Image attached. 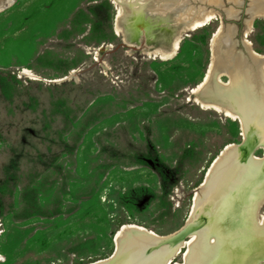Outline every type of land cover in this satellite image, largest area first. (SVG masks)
<instances>
[{"label": "rangeland", "instance_id": "rangeland-1", "mask_svg": "<svg viewBox=\"0 0 264 264\" xmlns=\"http://www.w3.org/2000/svg\"><path fill=\"white\" fill-rule=\"evenodd\" d=\"M252 1L173 0L191 15L220 17L195 31L183 28L167 58L148 55L144 38L129 46L115 34L112 0H14L0 11V264H90L111 257L116 242H144L122 232L125 225L161 237L184 227L214 159L228 144L243 142L238 121L201 106L200 93H193L210 65L220 20L259 98L260 63L242 36ZM165 30V38L177 32ZM248 39L264 55V18L252 21ZM254 127L260 145L248 157L256 175L247 190L248 213L264 196L258 172L264 123L253 120ZM222 195L225 203L232 189ZM214 212L196 210L193 224L204 217L200 249L190 235L197 230L190 229L168 245L167 256L159 258L161 249L153 248L129 264H163L170 257L184 264L189 244V264L207 258L210 234L244 226L238 213L223 222ZM251 246L248 264H264V243ZM221 258L234 261L229 254Z\"/></svg>", "mask_w": 264, "mask_h": 264}, {"label": "bare ground", "instance_id": "bare-ground-1", "mask_svg": "<svg viewBox=\"0 0 264 264\" xmlns=\"http://www.w3.org/2000/svg\"><path fill=\"white\" fill-rule=\"evenodd\" d=\"M209 1L219 2L220 0ZM228 1L236 3L238 0ZM13 2L14 0H0V11ZM252 2L253 4L248 10L251 18L243 30L242 36L243 45L247 52L253 60L260 63L262 82L259 98L254 96L255 88L251 81V74L244 69L242 59L240 57L235 59L232 54L230 38L222 35L223 23L221 20L211 40L210 65L203 82L193 92L194 94L200 93V97H197L196 101L201 106L222 112L226 117L238 121L243 140L247 138V135L250 136V133L260 137L256 127L250 128L251 121L264 123V55L257 53L248 39L252 21L257 18H264V3L262 4L257 0ZM112 3L118 10L114 23L115 34L121 36L129 46H133V43L137 42L139 38H144L146 42L145 52L148 55H160L162 58L170 57L176 53L183 28L187 31H195L215 19L219 20L220 17L214 12L191 15L182 7L175 6L173 0H112ZM167 27L174 28L177 32L165 38L163 32H166ZM151 36L157 41L152 40L153 42H151ZM223 75L228 76L226 83L220 80ZM242 150L239 149L238 145L228 144L214 159L195 193L194 209L184 226L193 224L196 210L202 207L214 208L213 218L223 222L230 221L233 213H238L244 226L242 230H238V227L234 225V227L226 228L221 233L210 234L205 241V245L209 248L208 257L195 258L194 264H222L227 262L221 258L224 254H229V257L234 259L232 264H248L250 258L254 256L250 250L251 245L255 241L264 243V216L258 215V211L264 205V196L260 195L256 198L254 208L248 213L249 197H247V190L250 182L256 180V175L253 169L254 163L248 161L250 156L245 158L246 152L244 153ZM245 160L248 161L247 166L242 167L239 162ZM258 172L264 174V168H258ZM230 188L233 195L223 203L222 192ZM203 224L204 217L197 216L195 222L197 231H191L190 234L194 242L193 245L196 244V249H200ZM126 231L141 234L144 242L128 247H121L116 242V248L111 257L90 264L141 262L152 250L154 241L163 242L175 234L161 237L136 225L123 226L122 232ZM180 244L174 253L175 256L181 253V248L184 247L185 242L181 241ZM192 246L189 244L188 251L185 253L184 264H189V255L194 251L191 249ZM260 246L262 247V244ZM168 254V251H163L161 257ZM171 258L165 260L163 264H172Z\"/></svg>", "mask_w": 264, "mask_h": 264}, {"label": "water", "instance_id": "water-1", "mask_svg": "<svg viewBox=\"0 0 264 264\" xmlns=\"http://www.w3.org/2000/svg\"><path fill=\"white\" fill-rule=\"evenodd\" d=\"M2 10H4V8ZM259 140H260V137L252 135L251 133H250V136L247 135V138L245 140H243L242 144L239 146V149H243L242 151L244 153L246 152L245 158L250 156L253 149H257L259 147V145H260ZM190 229L191 230L195 229V223L192 224L190 227L184 226L182 229H180L178 232H176L172 238H169L163 242L154 241L152 243V249L153 248H160L161 250H159L160 252H158V254H159L158 257L161 258V253L163 251H168V245H172V244L179 242L181 240V238L185 235L186 231H188ZM136 235L142 236L141 234H136ZM136 245H131V246H136Z\"/></svg>", "mask_w": 264, "mask_h": 264}]
</instances>
